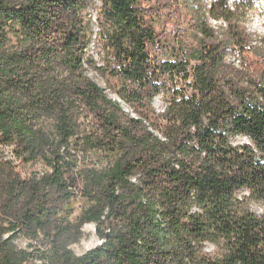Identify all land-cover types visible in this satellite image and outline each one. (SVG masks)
Wrapping results in <instances>:
<instances>
[{"label": "trees", "instance_id": "trees-1", "mask_svg": "<svg viewBox=\"0 0 264 264\" xmlns=\"http://www.w3.org/2000/svg\"><path fill=\"white\" fill-rule=\"evenodd\" d=\"M253 1L101 0L96 66L88 0H0V264H264ZM86 224L100 244L77 256Z\"/></svg>", "mask_w": 264, "mask_h": 264}, {"label": "rangeland", "instance_id": "rangeland-1", "mask_svg": "<svg viewBox=\"0 0 264 264\" xmlns=\"http://www.w3.org/2000/svg\"><path fill=\"white\" fill-rule=\"evenodd\" d=\"M101 8V0H88V7L86 10V20L89 23L90 31L92 33V42L89 45L87 54L88 56H91L93 62L96 63V66H101V57L99 54H101L100 50V44H98V25H97V19L99 17ZM210 25L212 24L209 22ZM244 26L247 30V32L252 36V40L254 44H257L256 46H259V42L264 40V0H254L253 4L246 10V14L243 20ZM185 26V21L181 22L180 27ZM213 27V26H212ZM253 44V45H254ZM103 54V53H102ZM257 58V57H256ZM250 61L255 62L257 59L251 57L248 58ZM227 61L229 63H233L234 65L241 67L240 62L233 57L228 56ZM249 62L248 71L249 76L252 78L258 77L260 71L259 68L253 63ZM87 76L95 82L101 89H103L105 95L112 100H115L117 102H120V100L112 93L110 89V81L106 76H104L103 72L96 71L93 68H90L87 70ZM166 99L163 96H157L153 99V108L156 111H161L162 108L166 104ZM122 107L125 112L131 114V111L129 108H127L125 105L122 104ZM133 116V114H131ZM231 142L233 145H242L248 143V140L244 137L237 136L233 139H231ZM86 163L90 161V158L85 157L84 158ZM83 205L82 200L77 199L74 204V212L72 215V219H75L79 213L80 209ZM82 238L75 244H72L70 246V249L73 251V253L77 256H81L87 251L95 248L99 245L100 241L95 235V228L93 224H86L82 227ZM17 244L19 247H25L27 242L23 239H20L17 241ZM207 253H214L215 249L211 245H207L205 248Z\"/></svg>", "mask_w": 264, "mask_h": 264}, {"label": "built area", "instance_id": "built-area-1", "mask_svg": "<svg viewBox=\"0 0 264 264\" xmlns=\"http://www.w3.org/2000/svg\"><path fill=\"white\" fill-rule=\"evenodd\" d=\"M228 4H229L230 6H233V0H229ZM207 7H209V6H207ZM209 22L212 23L211 25H212L213 28H215V29L220 28V27H224V22H223L222 20H217V21H215V20L209 19Z\"/></svg>", "mask_w": 264, "mask_h": 264}, {"label": "bare ground", "instance_id": "bare-ground-1", "mask_svg": "<svg viewBox=\"0 0 264 264\" xmlns=\"http://www.w3.org/2000/svg\"><path fill=\"white\" fill-rule=\"evenodd\" d=\"M100 244V243H99Z\"/></svg>", "mask_w": 264, "mask_h": 264}]
</instances>
